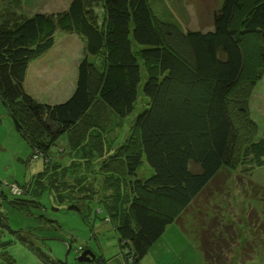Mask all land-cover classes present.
<instances>
[{
  "label": "trees",
  "instance_id": "16d2710c",
  "mask_svg": "<svg viewBox=\"0 0 264 264\" xmlns=\"http://www.w3.org/2000/svg\"><path fill=\"white\" fill-rule=\"evenodd\" d=\"M238 8L241 0H224L215 11L214 29L205 32L158 19L148 0H72L57 14L1 19L0 101L31 145L37 142L47 151L85 120L96 98L117 117L134 118L140 151L124 156L132 178L129 212L115 226L131 264L148 254L168 225L180 224L222 168L236 162L250 170L264 166V137L255 140L249 117L250 89L234 92L244 69L243 35L264 42V0L243 15L241 30L231 26ZM58 31L84 38L85 57L68 99L37 102L24 88L26 72L54 46ZM141 62L155 63L157 71L144 74ZM144 159L149 172L139 179ZM223 237L212 224L198 229L207 264H225Z\"/></svg>",
  "mask_w": 264,
  "mask_h": 264
},
{
  "label": "rangeland",
  "instance_id": "374dc122",
  "mask_svg": "<svg viewBox=\"0 0 264 264\" xmlns=\"http://www.w3.org/2000/svg\"><path fill=\"white\" fill-rule=\"evenodd\" d=\"M71 1L0 0V22L7 14L11 19L57 14ZM223 1L148 0L158 19L204 32L214 29ZM255 1L241 0L232 28L242 29V17ZM96 7L103 17L101 3ZM83 39L58 31L54 46L29 63L24 88L37 102L56 104L72 95L85 57ZM242 40L244 69L234 92L250 89L249 117L257 140L264 137V42L252 35ZM141 64L144 74L157 71L155 63ZM133 125L132 116L119 118L96 98L85 120L44 151L15 130L0 101V264H131L115 226L129 212L132 178L124 156L140 151ZM147 168L144 159L139 179ZM179 221L138 264H207L197 231L210 224L228 240L221 241L225 264H264V166L250 170L236 162L222 168ZM86 251L94 261L79 262Z\"/></svg>",
  "mask_w": 264,
  "mask_h": 264
},
{
  "label": "water",
  "instance_id": "95a60500",
  "mask_svg": "<svg viewBox=\"0 0 264 264\" xmlns=\"http://www.w3.org/2000/svg\"><path fill=\"white\" fill-rule=\"evenodd\" d=\"M89 255V257L87 256ZM95 259V255L91 251L84 252L81 256L78 257L79 262H92Z\"/></svg>",
  "mask_w": 264,
  "mask_h": 264
},
{
  "label": "crops",
  "instance_id": "0c3cea01",
  "mask_svg": "<svg viewBox=\"0 0 264 264\" xmlns=\"http://www.w3.org/2000/svg\"><path fill=\"white\" fill-rule=\"evenodd\" d=\"M5 112H6V110H5ZM169 227H170L169 225L166 227V230L164 231V234L166 233L167 229L169 230ZM164 234H163V235H164ZM201 253H202V252H201ZM94 264H99V263H94Z\"/></svg>",
  "mask_w": 264,
  "mask_h": 264
}]
</instances>
